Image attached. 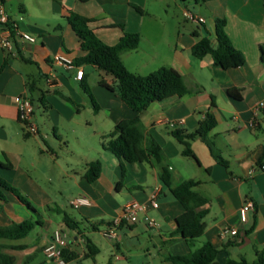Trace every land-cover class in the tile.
Listing matches in <instances>:
<instances>
[{"label":"crops","instance_id":"crops-1","mask_svg":"<svg viewBox=\"0 0 264 264\" xmlns=\"http://www.w3.org/2000/svg\"><path fill=\"white\" fill-rule=\"evenodd\" d=\"M0 1L19 29L36 38L31 42L15 37L11 50L0 44V177L36 209V213L29 210L17 196L0 188V225L31 223L23 237L1 240L16 264H56L46 258L43 248L57 228L65 232L68 247L79 254L74 264H95L100 249L94 259L83 258L84 236L104 249L90 233L101 234L132 200L147 207L138 222L120 225L119 238L109 242L113 260L104 264H132L133 252L118 251L125 240L140 236L143 226L158 237V248L156 253L143 248L141 264H172L165 255L188 254L204 242L225 249L218 253L216 264H227L228 257L253 264L256 251L264 248V170L260 168L264 165V111L254 112L256 103L264 101V0H194L205 12L195 14L203 18L200 23L185 17L190 11L185 0ZM70 12L88 18L89 27L106 44H115L124 32L138 33V47L121 53L126 68L144 75L146 69L173 67L185 86L196 92L154 101L137 114L121 100L110 74L81 64L83 76L76 79L73 69L54 61L57 54L73 61L84 54L68 22ZM217 17L225 19L224 30L239 52L237 64L225 69L215 65L210 54L197 58L191 53L201 37L216 43ZM83 82L98 109L87 99ZM233 87L240 89L239 99L229 95ZM24 94L33 105L28 123L36 126L35 134L27 132L26 123L19 119L17 101ZM207 113L216 120L209 137L228 167L215 160L198 137L191 141L198 163L184 156L183 146L166 123L181 119L177 128L190 133ZM137 115L146 138L159 144L172 185L197 180L194 190L207 199L198 208L207 210L205 230L192 245L174 232L175 218L183 207L159 179V165L126 162L103 146L117 122ZM93 160L101 162V170L89 182L85 171ZM153 194L156 207L149 206ZM78 195L87 196L91 204L77 208L74 215L66 206ZM246 200L254 208L241 222L240 208ZM146 217L157 225L150 227ZM225 227L235 228L237 234L223 235ZM40 253L44 260H39Z\"/></svg>","mask_w":264,"mask_h":264},{"label":"trees","instance_id":"trees-1","mask_svg":"<svg viewBox=\"0 0 264 264\" xmlns=\"http://www.w3.org/2000/svg\"><path fill=\"white\" fill-rule=\"evenodd\" d=\"M135 8L141 11L140 7L135 6ZM67 18L79 39L80 48L84 52L82 56L74 60L75 65L91 64L110 74L114 78L116 91L121 100L137 114L144 111L154 101L163 100L171 96L182 97L196 92V90H189L185 86L183 76L173 67L161 66L144 75L135 74L126 68L121 60V53L138 47L140 41L138 33L124 32L115 44H106L89 27L88 18L76 12H70ZM224 26V18H215L216 43L212 44L211 40L206 36L201 37L192 46V55L201 58L206 54H210L214 64L224 69L235 66L239 61V52L233 47L224 30ZM195 36L197 35L195 34ZM27 88L29 92H32V82L27 84ZM82 88L89 96L93 108L98 109L88 84L83 82ZM228 93L235 99L241 97L239 88H229ZM62 97L72 103L69 97L64 95ZM215 124L214 116L207 113L199 122L195 131L188 133L175 128L171 130V134L183 146L181 152L184 156L193 158L198 163V159L191 148V141L198 137L205 142L215 160L228 167L227 161L221 156L214 141L209 137V132ZM103 146L116 157L129 163L152 161L158 164L159 179L183 207V212L175 218L176 226L174 232L191 245L203 234L205 230L204 217L207 210H198V208L205 204L207 199L194 190L199 181L183 179L172 185V175L167 166L163 164L164 156L161 148L153 138H146L139 115L117 122ZM100 170L101 162L99 160L89 162L85 171L86 179L89 182L96 180ZM0 188L13 193L29 210L36 213V209L29 201L1 177ZM2 197L3 194L0 191V198ZM66 225L68 228H73L71 223H66ZM30 228L31 223L27 220L8 226L0 225V264H16L15 256L5 251L1 240L23 237ZM93 228H95L94 225ZM84 238L85 252L83 258L94 259L99 253V248L88 237L84 236ZM222 250L225 249L223 247L217 248L210 242H204L188 254H167L164 259L172 264H216L215 259ZM62 258L66 264H74L78 261L79 254L67 245L62 251ZM263 262L264 248L256 251V259L253 264H261ZM226 263L247 264L244 259L234 260L229 257Z\"/></svg>","mask_w":264,"mask_h":264},{"label":"built area","instance_id":"built-area-1","mask_svg":"<svg viewBox=\"0 0 264 264\" xmlns=\"http://www.w3.org/2000/svg\"><path fill=\"white\" fill-rule=\"evenodd\" d=\"M185 17L188 20L196 21L198 23L203 21V18L193 14L190 11L185 12ZM0 29H1V38L0 44L1 47L5 50H11L13 39L15 37H20L27 41H35L36 38L29 33L21 31L17 25V23L12 20L7 13L4 4L0 1ZM54 61L62 63L65 67L69 69H73L75 71V78L81 79L83 76V69L80 65H75L74 61L70 58L66 57L62 54H57L54 56ZM264 110V101H259L256 103L254 107V112H258ZM17 111L19 115V119L26 123V130L29 133L35 134L37 133V128L34 124L28 123V120L33 111V105L28 95L24 94L18 98L17 101ZM166 123L171 129L177 128L179 125L183 123L181 119H169L166 120ZM264 170V165L260 167ZM91 204L90 199L85 195H78L77 197L71 199L69 201V205L73 208H79L82 206H88ZM149 206L156 207L157 200L156 195H151L149 199ZM146 205L140 203L138 201L132 200L126 202L122 206L121 215L114 218L109 225H107L101 232V234L109 239L116 240L119 238L118 230L122 223H136L140 218V214L145 211ZM254 208L253 202L251 200H246L240 208V220L241 222L246 221V213L249 210ZM147 224L150 227H154L157 225V222L152 217L145 218ZM223 235H236L237 230L235 228L225 227L222 230ZM67 247V239L66 234L62 229H55L52 232V235L43 248L44 255L50 261H54L56 264H66L65 260L62 258V251Z\"/></svg>","mask_w":264,"mask_h":264},{"label":"rangeland","instance_id":"rangeland-1","mask_svg":"<svg viewBox=\"0 0 264 264\" xmlns=\"http://www.w3.org/2000/svg\"><path fill=\"white\" fill-rule=\"evenodd\" d=\"M184 5L194 14H205V12L198 6L195 4L194 0H185ZM157 66V65H156ZM155 68V67H153ZM153 70V69H150ZM146 73H149V69L146 71H144ZM79 88H81L78 85ZM114 88H116V84H114ZM82 89V88H81ZM85 94L87 95V93L85 92ZM85 95V96H86ZM87 99L89 100V96H86ZM192 161V160H190ZM77 208H73L72 206H70L68 204V206H66V210L70 211L72 214L74 215H78ZM90 235H93L95 240H99L100 242H102L103 244V248L99 247L100 249V253L96 256V260H95V264H104L106 263L108 260L111 259V261L113 260V256L110 254V251L108 249L109 247V242L111 241H115V240H109L107 238H105L104 236H102L99 232H92L90 233ZM122 235H125L124 233ZM140 236H136L133 237L132 239H128L125 240L123 242V245L121 246L122 249L121 251H118V254H126L127 249L130 250L131 252L134 253L133 257H132V264H141V260L142 257L140 255H143V248H149L151 251H153V253H156L157 251V246H158V237L155 236V234L153 233V231H151L150 229L146 228L145 226H143L142 232L139 234ZM149 235L151 237H149ZM126 245V247H125ZM39 260H44V256L40 253L39 254ZM124 263H126L127 261L125 259H123Z\"/></svg>","mask_w":264,"mask_h":264}]
</instances>
